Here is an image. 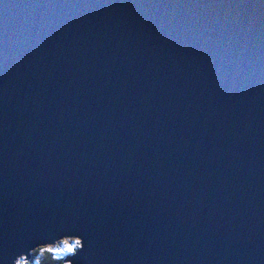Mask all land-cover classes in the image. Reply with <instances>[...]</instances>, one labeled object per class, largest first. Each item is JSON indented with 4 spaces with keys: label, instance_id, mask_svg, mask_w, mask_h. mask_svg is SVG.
I'll use <instances>...</instances> for the list:
<instances>
[{
    "label": "water",
    "instance_id": "obj_1",
    "mask_svg": "<svg viewBox=\"0 0 264 264\" xmlns=\"http://www.w3.org/2000/svg\"><path fill=\"white\" fill-rule=\"evenodd\" d=\"M66 223L71 264H264V0H0V258Z\"/></svg>",
    "mask_w": 264,
    "mask_h": 264
},
{
    "label": "snow or ice",
    "instance_id": "obj_2",
    "mask_svg": "<svg viewBox=\"0 0 264 264\" xmlns=\"http://www.w3.org/2000/svg\"><path fill=\"white\" fill-rule=\"evenodd\" d=\"M86 234V229L75 223H66L59 229L53 228L50 230V234L48 232L38 233L29 237L25 244L21 246L24 250L20 251L14 257L11 264H17V257L21 256L22 259L19 261V264H32L30 256H32L37 249H43L44 246L53 245L50 243L51 241H56V244L63 246L59 248L49 247V252L58 253L61 256L71 254L73 257H78L85 248ZM45 236H47V238H44ZM3 251V244L0 243V253ZM75 262L76 264H81L80 260H76ZM0 264H4L2 258H0ZM68 264H70V261Z\"/></svg>",
    "mask_w": 264,
    "mask_h": 264
},
{
    "label": "clouds",
    "instance_id": "obj_3",
    "mask_svg": "<svg viewBox=\"0 0 264 264\" xmlns=\"http://www.w3.org/2000/svg\"><path fill=\"white\" fill-rule=\"evenodd\" d=\"M56 244V243H55ZM53 244V245H47V246H44L43 249H37L33 254V256L35 257V264H42V260H45V261H50L51 260V257H52V254L53 252H49L48 251V248L49 247H56V248H59L61 247L59 244ZM57 255H59L58 253H55ZM69 255V254H68ZM67 256V255H66ZM66 256H63L62 257V261H63V264H68L67 261H64L63 258H65ZM22 259V256L21 257H17V264H19V261ZM71 264V263H70Z\"/></svg>",
    "mask_w": 264,
    "mask_h": 264
},
{
    "label": "trees",
    "instance_id": "obj_4",
    "mask_svg": "<svg viewBox=\"0 0 264 264\" xmlns=\"http://www.w3.org/2000/svg\"><path fill=\"white\" fill-rule=\"evenodd\" d=\"M61 263H62V258L56 257L54 253L52 254L50 261L42 260V264H61Z\"/></svg>",
    "mask_w": 264,
    "mask_h": 264
},
{
    "label": "flooded vegetation",
    "instance_id": "obj_5",
    "mask_svg": "<svg viewBox=\"0 0 264 264\" xmlns=\"http://www.w3.org/2000/svg\"><path fill=\"white\" fill-rule=\"evenodd\" d=\"M31 260H32V264H35V257H34V256H32ZM62 263H63V262H62ZM62 263H61V264H62Z\"/></svg>",
    "mask_w": 264,
    "mask_h": 264
},
{
    "label": "rangeland",
    "instance_id": "obj_6",
    "mask_svg": "<svg viewBox=\"0 0 264 264\" xmlns=\"http://www.w3.org/2000/svg\"><path fill=\"white\" fill-rule=\"evenodd\" d=\"M61 247L63 246V245H60ZM55 254V253H54ZM55 256L56 257H58V258H62L63 256H61V255H57V254H55ZM64 256H66V255H64Z\"/></svg>",
    "mask_w": 264,
    "mask_h": 264
}]
</instances>
